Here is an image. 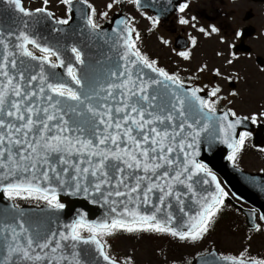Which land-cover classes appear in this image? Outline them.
I'll list each match as a JSON object with an SVG mask.
<instances>
[{
	"label": "snow or ice",
	"instance_id": "obj_1",
	"mask_svg": "<svg viewBox=\"0 0 264 264\" xmlns=\"http://www.w3.org/2000/svg\"><path fill=\"white\" fill-rule=\"evenodd\" d=\"M3 2L0 0V4ZM61 2L71 5L73 0ZM113 2L119 3V0ZM47 3L48 0H44L45 7L37 8L35 13L51 17L52 13L46 12ZM7 4L21 17L34 15L23 6L22 0H7ZM108 7L112 8L113 4ZM187 7V4L182 5L180 11L184 12ZM68 11L71 12V8ZM92 12L94 15L95 9ZM70 19L71 16L56 23L67 25ZM179 23L187 24L188 20L180 18ZM87 26L93 31L98 28L92 16L88 17ZM24 27H28L27 22ZM211 31L217 29L212 27ZM126 32L122 37L125 49L121 56L124 63L119 66L122 70L111 71L106 83L98 81L89 85L68 64L66 71L76 86L73 88L56 82V73L45 71L46 64L52 69L65 67L57 51L42 46L26 31L5 33L0 22L3 50L0 52V192L9 200L33 198L45 202L50 209L63 210L65 205L57 199L56 189L51 186L55 183L74 189L72 195L83 192L93 198L99 196L105 204L113 205L111 213L116 214L110 222L96 224L81 217L66 226L65 231L50 235L26 226L22 219L0 215V264H97L88 249L79 247L82 244L94 245V251L105 264H121L106 251L107 242L103 240L118 231L156 232L192 241L208 232L212 217L219 210L217 205L224 202L225 194L219 184H216L219 195H213L211 202L197 199L201 211L191 219L187 231L169 226L174 219L171 212L166 213V219H160L157 214H165V210L172 207V199L184 212L182 197L197 196L193 185L200 183L201 173L215 182L216 177L206 165L190 158L198 153L188 151L193 147L188 138L195 141L208 127L205 123L197 129L194 125L201 121L196 117L202 114L203 118L211 119L209 114H215V107L197 95L201 89L189 93L182 89L178 77L157 68L155 61H149L136 48L132 39L134 29L128 27ZM135 39H139V33ZM29 45L43 55H34ZM70 51L77 63H85L78 47L72 46ZM17 55L38 61L39 71L29 74L24 60L18 61ZM181 55L188 58L187 53ZM51 57L57 62H52ZM140 65L162 79L146 77ZM170 85L182 89V94ZM219 92L220 88L216 87L209 95L217 97ZM229 114L236 116L235 112H230L218 119L223 142L232 149L228 159L235 161L246 134H241L238 140L231 139L230 133L242 121L239 118L235 122L228 121ZM251 119L256 123L255 115ZM42 183L49 187H42ZM203 183L208 184L209 180ZM180 186L186 192L180 191ZM157 192L158 203H154L150 196ZM133 197L137 201L142 199L145 205L152 203L155 211L141 215L125 207L119 212L116 205L125 203L121 198L132 202ZM13 207L19 208V205ZM126 216L131 219H125ZM84 231L89 233L87 237L82 235ZM225 259L230 264H264V259L246 261L243 254L239 259ZM124 264H132L131 258Z\"/></svg>",
	"mask_w": 264,
	"mask_h": 264
},
{
	"label": "water",
	"instance_id": "obj_2",
	"mask_svg": "<svg viewBox=\"0 0 264 264\" xmlns=\"http://www.w3.org/2000/svg\"><path fill=\"white\" fill-rule=\"evenodd\" d=\"M179 2L180 0H139L137 6L141 9H147L160 17L170 15ZM68 8H71V12L68 11L69 16H71L69 24L59 25L52 16L49 17L45 13H35L32 10H29L34 13L32 17H21L19 13L15 12L7 4V0H4L0 4V22L3 24L5 33L9 30L15 32L26 31L42 46L50 47L58 52L61 59L65 61V67L52 69L49 65H44L46 73L54 72L57 74L56 82H63L76 88L66 71V66L71 64L76 69L77 76L84 79L87 84L92 85L98 81L106 83L110 79L109 73L111 71L122 70L119 67L124 63L121 60V56L125 51L122 37L127 35L126 29L128 26L118 22H125L126 18L116 14L108 24H103L93 31L87 26L89 13L87 3L82 0H73L72 4L68 5ZM46 12L49 11L46 10ZM25 22L28 24L27 28L24 27ZM57 29H60V31H57ZM122 29L125 31L121 32ZM12 43H15L14 39ZM72 46H76L82 51V58L85 61L83 65L76 62L74 55L70 51ZM2 51V48H0V52ZM16 59L18 61L24 60L29 74L39 71L38 61H32L19 55L16 56ZM139 67L146 74V77L162 79L157 73L151 72L150 69L144 68L143 65ZM155 87L153 85V88ZM170 87L181 94L182 89H184L183 85L182 89L176 88L175 85H170ZM196 119L201 121L199 124L194 125L197 129L202 128L205 123L208 127L205 131L200 132V136L195 141L191 137L188 138V142L193 143L192 149L188 151L198 153V155H193L190 158L208 166L212 170V175L215 176L214 172L219 174L233 196L252 206V208L245 209L234 203L231 197L225 199L232 202L246 215V222L249 228H255V209L259 211L260 219L264 217V173L243 172L231 166L226 159V152L229 147L227 143L223 142L222 132L219 131L216 125H211L213 123L212 118L209 119L210 122H207L208 119L203 120L199 116ZM187 131H191V129H187ZM181 159H183V154H181ZM194 179L196 178L194 177ZM205 179L209 180L208 184L203 183ZM199 180L200 183L193 185L197 196L190 198L191 194H187L182 197L184 199V212L180 211L181 206L172 199V207L166 209L163 215L157 214L158 217L166 219V213L171 212L174 219L169 226L176 228L178 231H187V226L191 219L196 217L201 211L200 203L197 202V199L203 198L211 202L213 195H219L216 189L217 178L215 182H212L210 176L201 173ZM41 186L49 187L47 183H42ZM51 186L56 189L58 200L65 205L63 210L50 209L47 204L14 208L13 202L7 199L4 193L0 192V215L9 219H22L26 226L39 229L44 234L49 235L51 232L65 231L66 226H70L81 217L88 223L96 224L110 222L116 215L111 213L113 205L110 203L105 204L104 200L99 196L93 198L91 194L86 196L83 192L72 195L71 193L74 189L59 186L55 183ZM179 190L186 192V189L182 186L179 187ZM158 195L159 193L157 192L155 195H151L150 199L154 203H158L156 199ZM113 199L116 198L113 197ZM121 199H125V203L116 205L119 212H123L125 207L129 211H137L141 215H151L155 211L152 203L145 205L142 203V199L137 201L133 197L132 202H127L126 198ZM185 212L187 215H185ZM125 219L130 220L131 217L126 216ZM261 220L264 222V219ZM79 247L88 249L90 256L95 258L97 264H105L103 259L94 251V245L82 244ZM68 251H71V249ZM225 258L232 257H222L215 250H211L197 255L190 264H230V261Z\"/></svg>",
	"mask_w": 264,
	"mask_h": 264
},
{
	"label": "flooded vegetation",
	"instance_id": "obj_3",
	"mask_svg": "<svg viewBox=\"0 0 264 264\" xmlns=\"http://www.w3.org/2000/svg\"><path fill=\"white\" fill-rule=\"evenodd\" d=\"M184 4L188 7L181 12ZM108 14L106 10L103 19L94 16L90 9L89 16L98 27L108 24L116 14L124 16V24L134 29L132 39L143 56L155 61L157 68L178 77L189 93L197 88L202 90L197 95L215 107V114H209L212 126L216 125L220 131L218 118L225 113H236V116L229 114L228 121L235 122L239 118L242 122L236 125L230 137L238 140L241 134H246V138L235 161L228 159L231 148L226 152V159L240 171L264 173V115H261L264 113V0H180L170 15L160 17L139 8L133 0H119L116 10ZM180 18L188 23L180 24ZM154 21L158 23L154 25ZM212 27L217 31L212 32ZM136 33H139L138 40ZM181 53H187L188 58ZM50 59L56 62L55 57ZM216 87L220 88L217 97L209 95ZM254 115L256 123H252ZM199 117L207 120L202 114ZM255 158L260 162L258 170L247 169V164H254ZM214 174L225 195L212 220L224 215L226 205L231 206L225 198L233 197L220 175ZM233 199L246 207L247 204ZM228 210L226 216L234 212V207Z\"/></svg>",
	"mask_w": 264,
	"mask_h": 264
},
{
	"label": "rangeland",
	"instance_id": "obj_4",
	"mask_svg": "<svg viewBox=\"0 0 264 264\" xmlns=\"http://www.w3.org/2000/svg\"><path fill=\"white\" fill-rule=\"evenodd\" d=\"M26 4V8L36 7L40 5L41 1L44 0H23ZM89 3L92 9H95L96 17H102L104 19V14L106 10L108 11V15H112L114 10H116L117 3H114L113 0H84ZM108 2H112L113 7H106ZM45 5V4H44ZM106 7V8H105ZM47 9L53 11L54 19H65L67 18V6L61 2V0H48ZM93 16V17H94ZM96 17H94L96 19ZM104 21V20H102ZM247 169L249 170H258L260 167V162L257 159H254V164H247ZM254 167V169H252ZM249 173V172H248ZM247 204V203H245ZM252 207L249 204L244 206L243 208ZM228 204L224 208V215L220 219H217L214 225V231L212 232L211 243L214 245V249L216 250V246L222 249L223 253H227L230 255H224L226 257H234L241 256V254H248L250 251L258 253V255L264 256V227H262V223L259 222L258 218L255 215V221L260 223V228L258 227V231L256 233H248V231H253L252 228H249L246 222V215L239 209L234 208V212L228 213ZM246 229H244V227ZM210 227V225H209ZM256 229H254L256 231ZM206 237H208V232H206ZM209 239V238H208ZM163 240L160 237H143L142 239L135 240L130 236H123L116 239L113 247L116 249V253L122 255H131L136 258L138 264H146L149 262L150 264H158L160 261L157 253L154 251L157 245H161ZM202 242V241H201ZM200 242V243H201ZM200 243L198 245L189 246L187 241L186 245H181L180 248H177L178 251H183L185 253H192L195 249H200ZM212 246V245H210ZM170 254H172L171 249L168 250ZM184 259V255H181ZM180 256V257H181ZM193 256V255H192ZM195 258V257H194ZM237 258V257H234ZM241 258V257H240ZM246 259V258H244ZM263 259V257H262ZM248 260V259H246Z\"/></svg>",
	"mask_w": 264,
	"mask_h": 264
},
{
	"label": "trees",
	"instance_id": "obj_5",
	"mask_svg": "<svg viewBox=\"0 0 264 264\" xmlns=\"http://www.w3.org/2000/svg\"><path fill=\"white\" fill-rule=\"evenodd\" d=\"M27 195V194H24ZM16 204H32V203H36V204H40V203H45L41 200H37V199H33V198H29V199H14L13 200ZM217 220H213V222H211L209 225V230H208V237H206V233L198 240L196 241H192V240H180L178 237H173L169 234H163V233H156V232H135V233H128V232H123V231H118L116 232L114 235L112 236H106L103 238V240H105L106 243V251L109 252V254L118 259L121 263H124L128 258H131L132 260V264H138L136 261V258L134 256L131 255H122V254H118L116 253V249L113 247V244L115 243L116 239L123 237V236H130L132 238H134L135 240H139L142 239L143 237H160L163 242L161 245H157L154 249V251L157 253V256L159 257L160 261L158 262V264H189L192 260L193 257H195L196 255L202 254L206 251H209L211 249H214V245L211 243L212 239H210V237L212 236V232L214 231V222H216ZM244 227V226H243ZM244 229H246V227H244ZM248 230V229H246ZM250 233H255V231H248ZM89 234L87 231H84L82 233V235H87ZM209 238V239H208ZM186 241L188 243V245L191 247L193 245H198V243H200V249H195L192 253H190V255H188V253H185L183 251H178L176 250L177 248H180L181 245H186ZM212 245V246H210ZM171 249L172 254H170L168 252V250ZM216 249L218 250V252L221 255H230L227 253H223L222 249L216 246ZM181 255H184V259L182 258ZM193 255V256H192ZM181 256V257H180ZM232 256V255H230ZM234 257H241V256H234ZM264 259V256L262 255H258V253L252 252L250 251V253L248 254H243V258L246 259ZM146 264H150L149 262H147ZM157 264V263H156Z\"/></svg>",
	"mask_w": 264,
	"mask_h": 264
}]
</instances>
